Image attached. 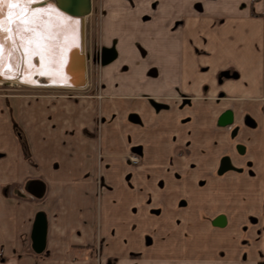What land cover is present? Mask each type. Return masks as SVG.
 <instances>
[{
	"label": "crops",
	"instance_id": "1",
	"mask_svg": "<svg viewBox=\"0 0 264 264\" xmlns=\"http://www.w3.org/2000/svg\"><path fill=\"white\" fill-rule=\"evenodd\" d=\"M153 1L151 54L121 70L107 50L99 99L0 95V264L189 259L193 240L252 217L245 256L264 257V0ZM176 14L198 16L177 32L199 29L198 45L177 40Z\"/></svg>",
	"mask_w": 264,
	"mask_h": 264
},
{
	"label": "rangeland",
	"instance_id": "2",
	"mask_svg": "<svg viewBox=\"0 0 264 264\" xmlns=\"http://www.w3.org/2000/svg\"><path fill=\"white\" fill-rule=\"evenodd\" d=\"M182 0H177V7L184 5ZM218 1V0H216ZM247 0L240 1L242 3ZM193 9L199 11L201 8L200 0H192ZM223 4L228 2L222 0ZM221 4V6H223ZM154 1L145 0V3L141 0H91V12L85 17V29H84V51L86 59V75L87 84L81 89H67L57 87L46 86H28L22 83H16V80L0 81V95L8 97H23L24 95H61L69 96L71 98L76 97H95L99 99L102 96V77L103 70L101 53L103 50H111L115 54L116 64L121 70L127 68L128 64L119 63L123 56L127 55H150L151 54V39L154 38V34L160 33L155 30L156 25L154 22ZM242 7V6H240ZM179 8V7H178ZM55 9V8H54ZM182 11L181 8H179ZM58 13L57 9H55ZM236 13V12H235ZM179 14V13H178ZM173 17V25L176 33L179 31V26L183 27L184 24L191 23L193 27L196 25L198 16L193 14L192 16H179ZM247 14V13H246ZM245 14V17H246ZM250 15H254L251 11ZM64 15V14H63ZM65 16V15H64ZM180 17V18H179ZM243 22L246 19L242 17ZM240 20V21H241ZM187 25V26H188ZM199 29H194L190 32L182 31L181 35L177 33V40L189 41L192 45L199 43ZM131 39V44L128 45V40ZM147 45H146V44ZM134 44V45H133ZM35 62V61H34ZM149 72H152L150 70ZM226 72H223L219 76H224ZM43 81V80H41ZM261 99H264L263 97ZM20 132H17L19 134ZM22 136V134H19ZM20 146L22 147V139L20 140ZM19 194L24 195L23 190H19ZM227 209H225L223 218L226 217ZM254 217L251 218V224L244 225V222L237 223L239 228L228 227L223 231L222 238H209L206 240H193L191 248L190 258L187 259L183 254L177 251V255L169 257L166 260H155L149 258V254H139L137 252L130 253L123 256L118 260H111L116 264H251L246 259L248 252L254 251L252 244V233L249 232L248 226H253ZM257 225V223L255 224ZM257 237L259 236V229L256 231ZM150 244V240H146V245ZM256 238V245H257ZM146 247V246H145ZM183 248V247H180ZM182 251V249H180ZM41 253L32 252L33 256H38ZM239 255L240 258H235ZM148 258H145V257ZM261 256V258H260ZM259 256L256 264H264V257ZM207 259H204V258ZM118 258V257H117ZM116 258V259H117ZM211 259V260H210ZM236 259V261H234ZM184 260V261H183ZM97 261V262H96ZM95 264L98 263V259Z\"/></svg>",
	"mask_w": 264,
	"mask_h": 264
},
{
	"label": "bare ground",
	"instance_id": "3",
	"mask_svg": "<svg viewBox=\"0 0 264 264\" xmlns=\"http://www.w3.org/2000/svg\"><path fill=\"white\" fill-rule=\"evenodd\" d=\"M44 1L40 5L0 2L2 81L70 85L82 76V58L76 54L81 46L79 19L57 9L65 16L58 13L51 0Z\"/></svg>",
	"mask_w": 264,
	"mask_h": 264
},
{
	"label": "water",
	"instance_id": "4",
	"mask_svg": "<svg viewBox=\"0 0 264 264\" xmlns=\"http://www.w3.org/2000/svg\"><path fill=\"white\" fill-rule=\"evenodd\" d=\"M59 11L67 14L70 17H75L79 19V32H80V50L77 55L82 58L81 71L82 76L76 81L75 84L70 85H55V84H46L38 83V86L46 87H57V88H67V89H81L87 84V75H86V59L84 51V29H85V17L91 12V0H51ZM45 1L41 0L33 5L44 4ZM110 52L103 50L101 53V61L104 62L110 57ZM3 78L0 76V81ZM231 122V112L224 111L218 118V124L226 125ZM30 239H31V248L34 252L39 253L44 247L45 240V219L41 212H38L33 220L31 230H30Z\"/></svg>",
	"mask_w": 264,
	"mask_h": 264
},
{
	"label": "snow or ice",
	"instance_id": "5",
	"mask_svg": "<svg viewBox=\"0 0 264 264\" xmlns=\"http://www.w3.org/2000/svg\"><path fill=\"white\" fill-rule=\"evenodd\" d=\"M0 2H2V0H0ZM9 2H11V0H9ZM18 3H22L25 5H29V4H33L35 2V0H17ZM29 29L25 28L24 31H28ZM11 31V29H10ZM40 46H38V50H39ZM0 50H2V46H0Z\"/></svg>",
	"mask_w": 264,
	"mask_h": 264
},
{
	"label": "built area",
	"instance_id": "6",
	"mask_svg": "<svg viewBox=\"0 0 264 264\" xmlns=\"http://www.w3.org/2000/svg\"><path fill=\"white\" fill-rule=\"evenodd\" d=\"M130 161H131V162H136V161H137V158H136L135 156H131V157H130Z\"/></svg>",
	"mask_w": 264,
	"mask_h": 264
}]
</instances>
